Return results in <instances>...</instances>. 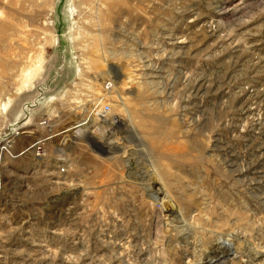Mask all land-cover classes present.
Returning <instances> with one entry per match:
<instances>
[{
    "label": "rangeland",
    "instance_id": "rangeland-1",
    "mask_svg": "<svg viewBox=\"0 0 264 264\" xmlns=\"http://www.w3.org/2000/svg\"><path fill=\"white\" fill-rule=\"evenodd\" d=\"M2 146L0 264H264V0H0Z\"/></svg>",
    "mask_w": 264,
    "mask_h": 264
},
{
    "label": "bare ground",
    "instance_id": "bare-ground-1",
    "mask_svg": "<svg viewBox=\"0 0 264 264\" xmlns=\"http://www.w3.org/2000/svg\"><path fill=\"white\" fill-rule=\"evenodd\" d=\"M93 113H96V110L94 109V111H93ZM95 116V115H94ZM89 119H90V122H91V118L89 117L88 119H86L84 122H88L89 121ZM115 119H117V118H114V120ZM113 120V121H114ZM104 121H106L105 119H104ZM86 132V133H85ZM84 132V134L85 135H87V136H89V137H91V134L89 133V132H87V131H85ZM179 215H178V213L177 212H175V211H172V213H171V218H170V222H174V224H172V226L173 225H177V223L178 224H180L182 221H179L178 219H179V217H178ZM185 222V221H184ZM182 225V224H181ZM186 228V227H185ZM234 237V236H233ZM239 237H240V235H239ZM237 239H239V238H237ZM243 240V239H242ZM238 242H240V241H238ZM242 242V241H241ZM247 244V243H246ZM236 245V249L237 250H239L240 251V253L241 254H243V255H246V257L247 258H249L250 259V261L251 262H255V261H257L258 260V257H257V252L256 251H252L251 249H245L244 247H240L239 246V244H235ZM248 245V244H247ZM254 248V247H253ZM230 252V248L228 247V246H226L224 243H216L215 245H214V247H212V249H211V251H209V253L208 254H206L207 256H206V259H209V260H213V259H217V260H220V259H223V258H225L226 257V255H227V253H229ZM259 252V251H258ZM260 255V254H259ZM258 255V256H259Z\"/></svg>",
    "mask_w": 264,
    "mask_h": 264
},
{
    "label": "built area",
    "instance_id": "built-area-1",
    "mask_svg": "<svg viewBox=\"0 0 264 264\" xmlns=\"http://www.w3.org/2000/svg\"><path fill=\"white\" fill-rule=\"evenodd\" d=\"M106 112H109L110 111V107L107 105L103 108ZM44 124V123H43ZM41 142L42 141H38L36 144H33L29 149H25L22 153H25L31 149H33L36 145H37V156L36 157H39V158H43L42 156H44V152L41 150ZM7 148L4 146L0 147V151L3 152L4 150H6ZM7 151V150H6Z\"/></svg>",
    "mask_w": 264,
    "mask_h": 264
}]
</instances>
